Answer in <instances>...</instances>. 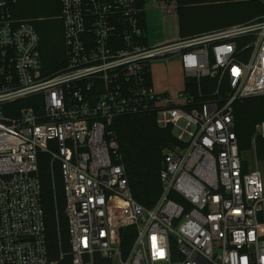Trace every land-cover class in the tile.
<instances>
[{"label":"built area","instance_id":"1","mask_svg":"<svg viewBox=\"0 0 264 264\" xmlns=\"http://www.w3.org/2000/svg\"><path fill=\"white\" fill-rule=\"evenodd\" d=\"M18 2L0 0V264H264V179L244 167L234 114L237 101L264 95V15L149 44L143 12L171 15L177 0H58L65 61L47 74ZM171 58L188 77L177 98L151 82L152 61ZM204 77L219 98L199 104ZM144 114L183 142L163 152L152 207L135 200L112 127ZM43 152L65 193L68 242L55 250Z\"/></svg>","mask_w":264,"mask_h":264},{"label":"trees","instance_id":"2","mask_svg":"<svg viewBox=\"0 0 264 264\" xmlns=\"http://www.w3.org/2000/svg\"><path fill=\"white\" fill-rule=\"evenodd\" d=\"M177 4L176 13L181 37H192L231 24L250 22L264 15V0H177ZM56 12L60 13L58 0H19L15 7V15L18 16L50 17ZM35 26L42 37L43 68L45 73L50 74L64 64L65 49L60 41L58 29L52 30L53 35H49L40 23ZM188 84L192 87V94L199 96L196 81H188ZM215 89V78H202V96L197 97V102L200 104L212 100ZM225 92L227 88L223 85L221 93L226 94ZM262 96L242 99L235 103L236 132L241 154L255 135L256 125L264 117L255 115L256 106L258 111L264 114V95ZM112 127L120 145L122 162L126 167L133 196L143 205L152 207L160 195L159 173L163 152L182 145L183 142L175 136L171 126L159 127L153 114L119 117L115 119ZM257 151L264 159V138L261 136L258 138ZM244 167L248 168L246 160ZM39 176L48 219L50 245L55 250L60 240H63L65 245L68 242V222L64 213L65 193L62 176L58 164L52 165L51 156L47 152L39 156ZM129 229L133 228L124 230Z\"/></svg>","mask_w":264,"mask_h":264},{"label":"rangeland","instance_id":"3","mask_svg":"<svg viewBox=\"0 0 264 264\" xmlns=\"http://www.w3.org/2000/svg\"><path fill=\"white\" fill-rule=\"evenodd\" d=\"M58 15L59 14L56 12L50 17H43V16L36 17L29 15L28 16L16 15V16L20 19L28 20L34 23L35 25L40 23L42 27H44L49 32V35H53L52 30L58 29L60 41L61 43H63L64 46L63 23L61 20H59ZM143 17H144V26L146 29L145 37L149 43L160 42L163 39L174 40L181 37V33L179 30L180 25H179V19L177 13H173L166 17L162 15L161 8L159 6L150 5L147 11L143 12ZM206 32H202L199 34H203ZM150 72H151L153 86L156 92L158 93H165L167 91H170L172 95L175 98H177L179 94L181 92H184L187 88L188 77L186 76L185 71L183 70L181 62L178 58H171L168 61L154 60L150 65ZM215 98H219V95L212 96V100ZM212 109H213L212 106L208 107V111ZM251 112L253 114V110H251ZM255 115L262 117L264 115L262 111H258L257 106L255 109ZM262 121H264V117ZM258 124L255 127L256 128L255 135L242 150V157L244 160L247 161L248 169L259 168L262 172L264 179V159L258 155V151H257V142H258V138L260 137L258 135ZM172 131L175 134V130L173 128ZM127 231H132V229H129ZM263 233H264V221H263Z\"/></svg>","mask_w":264,"mask_h":264},{"label":"crops","instance_id":"4","mask_svg":"<svg viewBox=\"0 0 264 264\" xmlns=\"http://www.w3.org/2000/svg\"><path fill=\"white\" fill-rule=\"evenodd\" d=\"M167 17V16H166ZM165 18V17H164ZM165 40H168V39H163V40H161L160 42H156V43H149V44H157V43H161V42H163V41H165ZM151 82H152V78H151ZM153 83V82H152Z\"/></svg>","mask_w":264,"mask_h":264},{"label":"bare ground","instance_id":"5","mask_svg":"<svg viewBox=\"0 0 264 264\" xmlns=\"http://www.w3.org/2000/svg\"><path fill=\"white\" fill-rule=\"evenodd\" d=\"M212 106V105H211ZM209 107V106H208ZM213 107V106H212ZM211 111V110H210Z\"/></svg>","mask_w":264,"mask_h":264}]
</instances>
